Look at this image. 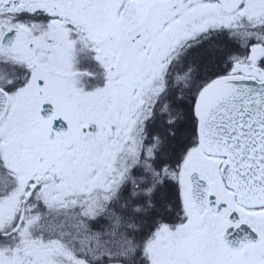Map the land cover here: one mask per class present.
<instances>
[{"label": "snow or ice", "instance_id": "6c2138e0", "mask_svg": "<svg viewBox=\"0 0 264 264\" xmlns=\"http://www.w3.org/2000/svg\"><path fill=\"white\" fill-rule=\"evenodd\" d=\"M0 264H264V0H0Z\"/></svg>", "mask_w": 264, "mask_h": 264}]
</instances>
